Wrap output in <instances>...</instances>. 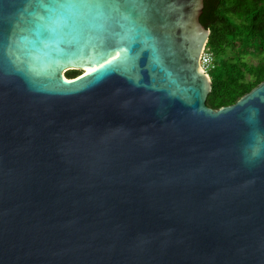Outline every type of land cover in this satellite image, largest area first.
<instances>
[{
  "label": "water",
  "instance_id": "water-1",
  "mask_svg": "<svg viewBox=\"0 0 264 264\" xmlns=\"http://www.w3.org/2000/svg\"><path fill=\"white\" fill-rule=\"evenodd\" d=\"M203 2L0 0V264H264V80L206 104Z\"/></svg>",
  "mask_w": 264,
  "mask_h": 264
},
{
  "label": "trees",
  "instance_id": "trees-1",
  "mask_svg": "<svg viewBox=\"0 0 264 264\" xmlns=\"http://www.w3.org/2000/svg\"><path fill=\"white\" fill-rule=\"evenodd\" d=\"M199 20L210 30L207 46L215 67L206 104L216 109L264 80V0H204ZM248 54L257 55L258 62H247ZM66 71L68 78L79 73Z\"/></svg>",
  "mask_w": 264,
  "mask_h": 264
},
{
  "label": "snow or ice",
  "instance_id": "snow-or-ice-1",
  "mask_svg": "<svg viewBox=\"0 0 264 264\" xmlns=\"http://www.w3.org/2000/svg\"><path fill=\"white\" fill-rule=\"evenodd\" d=\"M37 4L43 9V15H37L35 23L40 29H49L53 24L85 22L93 13L102 14L106 9L118 10L121 0H37ZM49 30L55 31V28Z\"/></svg>",
  "mask_w": 264,
  "mask_h": 264
},
{
  "label": "built area",
  "instance_id": "built-area-1",
  "mask_svg": "<svg viewBox=\"0 0 264 264\" xmlns=\"http://www.w3.org/2000/svg\"><path fill=\"white\" fill-rule=\"evenodd\" d=\"M199 64H200L201 70L211 80V72L214 69L215 64H214L212 53L209 50V47L207 46V42L205 43V45L201 51Z\"/></svg>",
  "mask_w": 264,
  "mask_h": 264
},
{
  "label": "clouds",
  "instance_id": "clouds-1",
  "mask_svg": "<svg viewBox=\"0 0 264 264\" xmlns=\"http://www.w3.org/2000/svg\"><path fill=\"white\" fill-rule=\"evenodd\" d=\"M264 156V147L259 146V142L254 138V146L250 150H246L245 152V160L246 162H250L255 159H259Z\"/></svg>",
  "mask_w": 264,
  "mask_h": 264
},
{
  "label": "rangeland",
  "instance_id": "rangeland-1",
  "mask_svg": "<svg viewBox=\"0 0 264 264\" xmlns=\"http://www.w3.org/2000/svg\"><path fill=\"white\" fill-rule=\"evenodd\" d=\"M245 59L247 62L255 64L258 62L259 57L257 55H254V54H248L247 56H245ZM82 69L83 68H74V69H69L68 71L76 70L77 72H81V71L85 70V69H83V70ZM66 73H67V71L64 74L66 75Z\"/></svg>",
  "mask_w": 264,
  "mask_h": 264
},
{
  "label": "flooded vegetation",
  "instance_id": "flooded-vegetation-1",
  "mask_svg": "<svg viewBox=\"0 0 264 264\" xmlns=\"http://www.w3.org/2000/svg\"><path fill=\"white\" fill-rule=\"evenodd\" d=\"M82 70H83V69H82ZM82 73H83V71L79 72L78 75H80V74H82Z\"/></svg>",
  "mask_w": 264,
  "mask_h": 264
},
{
  "label": "bare ground",
  "instance_id": "bare-ground-1",
  "mask_svg": "<svg viewBox=\"0 0 264 264\" xmlns=\"http://www.w3.org/2000/svg\"><path fill=\"white\" fill-rule=\"evenodd\" d=\"M83 69H85V68H83ZM65 71H66V70H65ZM65 71H64V72H65ZM85 71H86V69H85L83 72H85Z\"/></svg>",
  "mask_w": 264,
  "mask_h": 264
}]
</instances>
